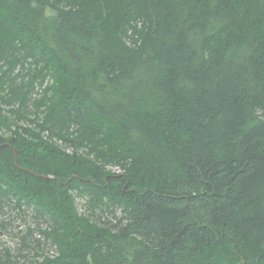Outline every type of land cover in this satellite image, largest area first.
Returning <instances> with one entry per match:
<instances>
[{
    "label": "trees",
    "instance_id": "obj_1",
    "mask_svg": "<svg viewBox=\"0 0 264 264\" xmlns=\"http://www.w3.org/2000/svg\"><path fill=\"white\" fill-rule=\"evenodd\" d=\"M0 232V264H264V0H0Z\"/></svg>",
    "mask_w": 264,
    "mask_h": 264
},
{
    "label": "rangeland",
    "instance_id": "obj_2",
    "mask_svg": "<svg viewBox=\"0 0 264 264\" xmlns=\"http://www.w3.org/2000/svg\"><path fill=\"white\" fill-rule=\"evenodd\" d=\"M31 221L32 220H27V221H23L22 219L16 220L12 224V227L15 228V230L13 229V233H11V235L15 233L14 231L18 232V230H25L27 226L33 224V222ZM0 242L2 244L16 247V243L11 239L9 233L0 232ZM21 261H23V258H21ZM27 264H30V262H27Z\"/></svg>",
    "mask_w": 264,
    "mask_h": 264
}]
</instances>
